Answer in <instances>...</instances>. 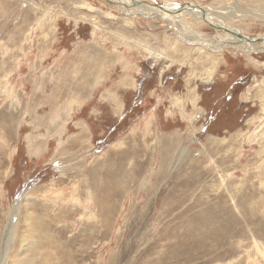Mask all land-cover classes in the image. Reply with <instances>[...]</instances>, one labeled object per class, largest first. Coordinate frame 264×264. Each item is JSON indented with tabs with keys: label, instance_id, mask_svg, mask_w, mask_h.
Instances as JSON below:
<instances>
[{
	"label": "rangeland",
	"instance_id": "rangeland-1",
	"mask_svg": "<svg viewBox=\"0 0 264 264\" xmlns=\"http://www.w3.org/2000/svg\"><path fill=\"white\" fill-rule=\"evenodd\" d=\"M148 1L230 6L264 36L233 21L264 0ZM116 7L0 0V252L17 206L54 264H264V53L191 51Z\"/></svg>",
	"mask_w": 264,
	"mask_h": 264
},
{
	"label": "bare ground",
	"instance_id": "bare-ground-1",
	"mask_svg": "<svg viewBox=\"0 0 264 264\" xmlns=\"http://www.w3.org/2000/svg\"><path fill=\"white\" fill-rule=\"evenodd\" d=\"M111 1L116 3L117 7L121 11H125V12L128 11L129 13L136 15V17L137 16H143V17L146 16L149 19H154L156 17H159L160 19H162V21L171 25L174 28V30L176 31L175 32L176 36L178 37V39L181 42L189 41V42H191V44L193 46L199 45L198 48L191 47V51H194V50H201L202 51L203 49H205V51L206 50L223 51L225 48L232 47L234 49L240 50L241 52H244L245 54H249V55H253L254 53H264V36L263 35L261 37H259V36L250 37L247 34L246 35L243 34L242 30H240L239 28L238 29H237V27L234 28V26L231 27L230 22H228V17L226 16V14L229 12L228 10H230L229 9L230 6L226 7V6H223L221 4L222 6L217 7V9H216V8H214L215 6L214 5L212 6L211 4H209V5L208 4H202L200 6H196V5L191 6L187 3H182V5H183L182 6L179 3H177V4H175V3L161 4V2L159 3V2H153V1H148V0H111ZM234 4H236V3H234ZM233 7H234V9L236 8V11H238L239 6L233 5ZM239 11H240V14L236 13V15H235L233 13V15H235L234 18L231 17V18H233V21L243 20V19H245L244 17H247V18L252 19V20H256L257 18H260L263 20V18H264V10H254V11L253 10H251V11L244 10V11H242L240 8ZM131 18H132V16H131ZM206 24L207 25L210 24V26L213 29H216L217 31H218V29L221 28V29L225 30L226 31L225 33H227L228 35H225V34L221 35L220 38H218V41L215 42L216 39L213 40V37H208L207 35L200 33V28ZM194 26L198 30L197 29L195 30ZM187 28H189V29L185 30ZM218 34H221V33H218ZM182 35H183V37H180ZM210 35H213V34H210ZM216 38H217V36H216ZM140 51H142V50H140ZM223 53H225V52H223ZM196 55H198V54H196ZM200 56L201 57H199V58H202V55H200ZM249 92H251V91L249 90ZM249 94H251V93H249ZM256 95H258L259 98L264 99V82L256 91ZM198 102H199V100H198ZM191 123H192V120H191ZM166 150H167V148H166ZM103 187L104 186L100 185L101 192L103 190ZM24 192H25V190L21 192V194L19 196V200L24 196ZM94 195H96V194H94ZM99 196H100V194H99ZM93 197H91V199H93ZM94 201H95V199H94ZM97 202H99V201H97ZM104 202L105 201H104L103 193H102L101 199H100V206H101L100 209H103L102 207L104 205ZM89 203H91V202H89ZM87 207L88 206H85V209ZM15 213H17V206L14 207V211L12 213L11 220L9 222V225H8L6 232H5V235H4V241H3V244L1 247V252H0L1 253L0 264H54L55 257L53 256V253H52L54 245L53 246L51 245L53 243L51 236L46 237L47 238L46 240L48 242H47V244H44V245L41 244L42 242L38 243L37 241L33 242L31 240H30L31 241L30 242L28 237H23V235L20 237V239H18L17 237L19 234L18 230H19L20 224H16L17 222L14 221ZM25 214H27V212ZM34 219H38V218L36 216H33V219L31 218V220L28 219L27 221L31 223V221ZM41 231H43V230H41ZM42 240H44V239H42ZM257 247L260 250V252H262L264 254V246L261 243H258ZM10 251H11V253H10Z\"/></svg>",
	"mask_w": 264,
	"mask_h": 264
}]
</instances>
